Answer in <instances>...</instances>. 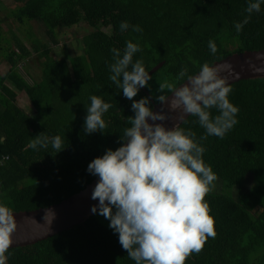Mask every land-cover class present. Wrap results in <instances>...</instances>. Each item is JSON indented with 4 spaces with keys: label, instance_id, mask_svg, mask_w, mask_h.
<instances>
[{
    "label": "trees",
    "instance_id": "16d2710c",
    "mask_svg": "<svg viewBox=\"0 0 264 264\" xmlns=\"http://www.w3.org/2000/svg\"><path fill=\"white\" fill-rule=\"evenodd\" d=\"M14 2L22 4L8 16L20 25L6 35L1 23L7 10L0 0V68H6L0 74V206L11 212L48 207L81 191L96 177L87 171L88 163L120 146L134 112L132 100L109 78L112 48L123 51L131 40L141 49L133 61L142 60L146 71L163 63L133 98L148 97L151 108L162 94L159 83H182L177 80L182 68L194 75L205 62L212 65L233 53L264 49V2L239 33L234 25L249 15V0ZM121 21L130 27L121 31ZM37 22L44 24V35L53 44H58L56 35L78 24L90 32L80 39L79 53L66 47L56 59L50 46L36 37L32 23ZM132 25L142 31H133ZM210 40L216 44L215 54ZM36 53L42 58L39 77L31 75L28 62ZM20 63L26 70H19ZM230 86L238 122L223 138L200 140L205 130L195 116L180 125L195 133L205 148V164L218 177L204 198L216 235L184 264H264V78ZM20 95L28 99L29 112L18 105ZM91 95L111 105L102 117L104 132L84 131ZM210 111L213 117L218 114L215 108ZM40 132L49 139L47 148H30ZM55 136L65 143L59 152L50 142ZM5 255L7 264H135L109 220L99 214L35 244L10 248Z\"/></svg>",
    "mask_w": 264,
    "mask_h": 264
},
{
    "label": "clouds",
    "instance_id": "9594fccd",
    "mask_svg": "<svg viewBox=\"0 0 264 264\" xmlns=\"http://www.w3.org/2000/svg\"><path fill=\"white\" fill-rule=\"evenodd\" d=\"M264 0H249L245 11L249 14L234 26L239 33L253 12H259ZM130 27L121 21L120 29ZM132 30L140 32L138 25ZM215 54L216 44L208 42ZM141 51L131 40L121 51L112 48L113 62L109 65L110 80L132 100L133 116L128 117L129 127L123 129L120 146L108 148L103 155L93 158L87 171L98 180L92 189L91 199L98 204L91 207L93 214L109 220V227L118 234L120 245L135 264H184L192 253H199L209 237L214 238V218L205 196L214 189L217 175L203 160L205 148L191 129L175 123L166 127L163 111H153L148 97L134 100L142 87L152 78L143 61H133ZM226 67V66H224ZM223 67L203 63L199 71L191 75L187 67L180 70L177 80L182 83H159L157 97L170 110H179V121L185 116H195L205 130V136L223 138L238 122L239 111L229 100L232 91L227 78L220 75ZM167 93L172 96L169 99ZM111 107L99 96H90L86 108L84 131L88 134L104 132L107 127L103 114ZM218 114L212 116L211 109ZM186 114V115H185ZM151 121V122H150ZM56 152L65 147L60 136L51 139ZM49 139L41 132L30 142V148H47ZM54 217L52 210H46ZM45 217V215H44ZM17 224L14 214L6 206H0V264H7L5 253L12 244V233Z\"/></svg>",
    "mask_w": 264,
    "mask_h": 264
},
{
    "label": "water",
    "instance_id": "95a60500",
    "mask_svg": "<svg viewBox=\"0 0 264 264\" xmlns=\"http://www.w3.org/2000/svg\"><path fill=\"white\" fill-rule=\"evenodd\" d=\"M163 63H159L149 71V75L156 72ZM212 65L223 67L220 75L227 78L229 84L243 79L264 78V49L233 53ZM226 66V67H224ZM143 90L145 87H142ZM169 99L172 94H168ZM152 110L163 111L167 118L162 122L166 127H172L175 123L179 126V110H170L167 103H153ZM186 115V114H185ZM189 116L184 117V121ZM151 122V121H150ZM98 177L96 176L84 189L62 200L59 203L34 210L12 212L17 224L16 230L12 233V244L9 247H24L45 240L72 227L83 224L94 214L91 211L93 205L98 204L97 200L91 199V192ZM46 210H52L54 217ZM45 215V217H44Z\"/></svg>",
    "mask_w": 264,
    "mask_h": 264
},
{
    "label": "rangeland",
    "instance_id": "374dc122",
    "mask_svg": "<svg viewBox=\"0 0 264 264\" xmlns=\"http://www.w3.org/2000/svg\"><path fill=\"white\" fill-rule=\"evenodd\" d=\"M3 5L6 8V12L3 16H5V20L3 23H1L2 28L4 29V32L6 35L9 34V30H13L17 28L20 24L13 19V17L8 16V13L14 11L16 8L21 6L22 3H15L14 0H2ZM53 4H49V7L52 6ZM48 6H46L47 8ZM33 24V31L36 35L37 38L40 39L41 42L46 43L50 46L51 48V55L52 57L58 59L62 56L63 52L69 47V52L70 49H72L75 53H79L81 50V42L80 39L88 34L90 32L89 28L85 27V25L78 24L75 27L69 28L64 31L63 34L56 35L55 39L58 40V44H53L51 40L44 35V24L41 22L37 23H32ZM107 30V29H106ZM29 43V42H28ZM27 43V45H28ZM67 47V48H66ZM41 61L42 58L38 56V54H34V56L29 59V64L31 66V75L40 76L41 74ZM19 70L22 72L23 70H26L25 67L23 66L22 63L19 64L18 66ZM6 70V68H4ZM4 69L0 68V74L4 73ZM18 105L23 108L24 110L28 111V109H31L30 103L28 99H26L25 96L20 95L18 97ZM250 179V178H249ZM234 195H237V192L234 193Z\"/></svg>",
    "mask_w": 264,
    "mask_h": 264
},
{
    "label": "built area",
    "instance_id": "2783aa9c",
    "mask_svg": "<svg viewBox=\"0 0 264 264\" xmlns=\"http://www.w3.org/2000/svg\"><path fill=\"white\" fill-rule=\"evenodd\" d=\"M3 159H7V157L6 158H3ZM2 163V160H0V164Z\"/></svg>",
    "mask_w": 264,
    "mask_h": 264
}]
</instances>
